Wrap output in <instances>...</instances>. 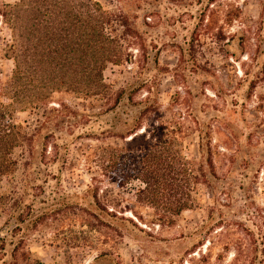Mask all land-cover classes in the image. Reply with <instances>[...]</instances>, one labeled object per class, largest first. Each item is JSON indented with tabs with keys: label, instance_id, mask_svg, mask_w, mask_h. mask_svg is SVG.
<instances>
[{
	"label": "rangeland",
	"instance_id": "1",
	"mask_svg": "<svg viewBox=\"0 0 264 264\" xmlns=\"http://www.w3.org/2000/svg\"><path fill=\"white\" fill-rule=\"evenodd\" d=\"M97 1L137 32L129 62L104 73L116 89L132 85L124 111L149 98L166 121L181 113L184 125H211L219 178L204 192L207 204L174 227L137 223L129 212L115 218L113 202L133 207L132 188L118 189L90 162L97 142L88 138L115 132L118 116L69 95L54 101L76 105L86 124L42 114L38 122L10 106L14 125H0V264H264V0ZM9 41L0 17V113L11 103L4 95L14 61L2 50ZM185 147L199 156L196 135Z\"/></svg>",
	"mask_w": 264,
	"mask_h": 264
},
{
	"label": "trees",
	"instance_id": "2",
	"mask_svg": "<svg viewBox=\"0 0 264 264\" xmlns=\"http://www.w3.org/2000/svg\"><path fill=\"white\" fill-rule=\"evenodd\" d=\"M0 17L11 32L3 56L14 61L4 95L11 103L2 105L0 125H14L7 120L13 105L37 118L42 114L49 123L86 124L87 119H78L76 105L55 102L54 96L96 99L106 114L118 116L114 126L118 129L89 137L97 143L88 158L118 189L131 187L135 199L133 207L124 206V198L113 202V217L129 212L137 223L171 228L183 213L207 204L204 192L212 190L219 178L211 125H184L181 113H175L178 121H166L161 105L149 98L134 105V111H124L125 93L132 85L116 89L105 78L110 67L130 60L129 46L137 32L129 27L125 15L105 9L97 0H19L0 6ZM121 28L126 30L121 33ZM129 101L134 104L132 96ZM146 121L153 125H144ZM192 135L198 139L196 159L185 153V141ZM47 153L46 148L45 158ZM4 168L0 165V172ZM97 196L93 198L99 202ZM108 207L106 203L104 211L109 215ZM143 209L152 215L145 216Z\"/></svg>",
	"mask_w": 264,
	"mask_h": 264
}]
</instances>
